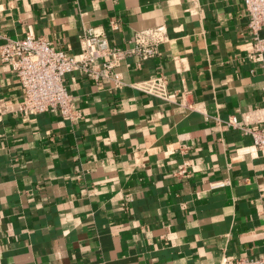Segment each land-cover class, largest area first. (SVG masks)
<instances>
[{
    "label": "crops",
    "instance_id": "obj_1",
    "mask_svg": "<svg viewBox=\"0 0 264 264\" xmlns=\"http://www.w3.org/2000/svg\"><path fill=\"white\" fill-rule=\"evenodd\" d=\"M247 24L243 0H0V46L31 28L81 59L89 30L120 49L142 31L164 27L169 38L153 58L124 59L119 86L68 74L73 121L21 114L23 90L0 62V264L264 256V156L229 125L252 124L264 107ZM157 76L168 102L134 88Z\"/></svg>",
    "mask_w": 264,
    "mask_h": 264
},
{
    "label": "built area",
    "instance_id": "obj_2",
    "mask_svg": "<svg viewBox=\"0 0 264 264\" xmlns=\"http://www.w3.org/2000/svg\"><path fill=\"white\" fill-rule=\"evenodd\" d=\"M248 16V32L252 41V56L264 68V0H243ZM169 40L164 27L138 32L134 35L132 49L111 47L108 39L89 30L83 37L84 56L79 59L62 49H57L44 38L37 37L31 28L22 40H9L0 46V62L8 65L14 72L23 96L19 104V112L23 115L37 116L47 112H59L70 121L78 118L74 109V98L66 86V76L75 70H81L92 79L110 78L119 86L120 80L114 69L126 58L137 56L146 61L157 56L158 48ZM104 59L102 68L98 62ZM142 93L170 101L169 82L164 76L150 78L134 85ZM264 93V86L262 88ZM252 124L242 125L232 117L229 125L243 130L252 141V148L264 156V107L258 108ZM189 150L187 145L181 146L182 153ZM190 167L185 162L179 169L184 175ZM226 182H215L211 189L226 187ZM233 264H264V256L260 258H241Z\"/></svg>",
    "mask_w": 264,
    "mask_h": 264
}]
</instances>
